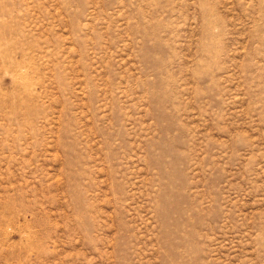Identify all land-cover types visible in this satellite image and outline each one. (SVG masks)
<instances>
[{"label": "rangeland", "instance_id": "rangeland-1", "mask_svg": "<svg viewBox=\"0 0 264 264\" xmlns=\"http://www.w3.org/2000/svg\"><path fill=\"white\" fill-rule=\"evenodd\" d=\"M0 264H264V0H0Z\"/></svg>", "mask_w": 264, "mask_h": 264}]
</instances>
